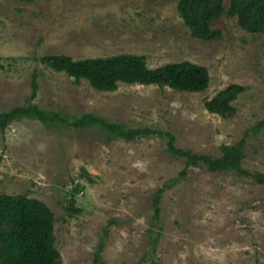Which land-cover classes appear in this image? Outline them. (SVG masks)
<instances>
[{"label":"rangeland","instance_id":"1","mask_svg":"<svg viewBox=\"0 0 264 264\" xmlns=\"http://www.w3.org/2000/svg\"><path fill=\"white\" fill-rule=\"evenodd\" d=\"M178 1L0 0V110L25 102L36 70L34 102L46 109L163 129L176 146L212 156L247 132L242 166L264 175V126L255 128L264 118V31L222 14L211 23L219 38H193ZM119 53L143 55L149 67L189 60L205 66L210 81L199 92L124 83L99 91L38 59ZM232 83L244 87L235 113L207 111L204 100ZM0 153V193L48 205L60 264H264V183L205 165L180 178L183 159L167 152L165 137L108 140L96 128L22 118L0 131ZM173 179L155 217L153 195ZM77 183L79 211L68 215Z\"/></svg>","mask_w":264,"mask_h":264},{"label":"trees","instance_id":"2","mask_svg":"<svg viewBox=\"0 0 264 264\" xmlns=\"http://www.w3.org/2000/svg\"><path fill=\"white\" fill-rule=\"evenodd\" d=\"M179 0L177 10L193 38L213 40L221 35L219 29L211 27L212 21L222 14L237 19L238 25L246 31L258 33L264 31V0ZM39 61L46 67L72 76L79 83L85 79L99 91H113L119 84H156L177 91L199 92L207 88L210 75L203 65L183 60L149 67L143 55L119 53L106 57L74 59L66 54H44ZM38 71L31 76L30 93L22 104L0 110V131L18 119H36L46 126H61L77 129L96 128L108 140L124 139L131 141L149 135L166 138V150L172 156L182 158L184 166L178 177H184L189 167L205 165L209 171L221 172L233 170L239 175L251 176L263 184L264 175L258 171H249L242 166L247 132L231 144L220 145V155L212 156L197 153L188 148L175 145L173 133L148 126L131 127L119 121H109L101 115L85 112L71 115L62 109H46L34 100L38 94ZM240 84L232 83L204 100V107L211 113L223 117L235 113L232 104L243 91ZM264 126V118L255 128ZM3 159L0 153V165ZM174 179L165 182L153 195L154 216L160 211V199L165 189L170 188ZM75 184L68 196L65 209L68 215L79 211L76 199L82 189ZM55 216L43 201L29 197L25 193H0V264H60L59 252L55 247L53 235ZM101 244L97 248V254ZM140 264V263H137Z\"/></svg>","mask_w":264,"mask_h":264}]
</instances>
